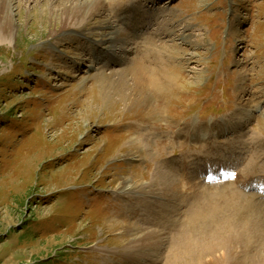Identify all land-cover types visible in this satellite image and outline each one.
I'll use <instances>...</instances> for the list:
<instances>
[{"label":"rangeland","instance_id":"rangeland-1","mask_svg":"<svg viewBox=\"0 0 264 264\" xmlns=\"http://www.w3.org/2000/svg\"><path fill=\"white\" fill-rule=\"evenodd\" d=\"M71 2L12 0L16 24L0 34V264H169L198 174L220 163L224 174L249 170L230 193L216 188L224 192L213 202L263 207L261 192L244 184L264 181V0H81L95 3L84 21L66 19ZM130 3L165 19L130 39L139 59L169 65L165 97L135 87L136 53L123 62L103 53L105 65L96 63L93 39L107 33L99 25ZM243 89L253 101L241 108ZM154 106L161 117L152 120ZM220 122L244 128L191 138L193 126ZM159 167L181 192L161 187ZM125 178L137 188L123 197ZM153 230L162 238L150 252Z\"/></svg>","mask_w":264,"mask_h":264},{"label":"bare ground","instance_id":"bare-ground-1","mask_svg":"<svg viewBox=\"0 0 264 264\" xmlns=\"http://www.w3.org/2000/svg\"><path fill=\"white\" fill-rule=\"evenodd\" d=\"M71 1H72L71 3L75 2L76 8L73 11L74 9L73 6L67 7V10L69 12L73 11L72 13L67 14L66 16L67 20L70 18L76 17L78 19L80 18L81 20L83 19L84 21L87 19V17H91L93 12H89V11L91 10V8L95 6V3L90 4V5H84L80 3L81 0H71ZM11 2L12 0H0V34L3 33L4 30L13 28L16 24L14 14H13L14 7ZM150 3L152 4L155 3V0H145L146 5H149ZM95 8H97V10H101L103 8L102 2L97 3ZM76 9H79V11H77ZM155 11H156L155 9H143V11H141L137 4L130 3L123 10L121 14L122 16L120 17L118 16L117 20L112 21V19H108L102 22L99 25V27L102 28L101 29L102 31L107 30V33L105 35V38L93 39L94 40L93 41L94 54H96L98 58V61H96V63L105 65V63H103L102 61V58L104 57L103 53L107 54L110 61L115 60L118 62H123L127 58L128 53L129 54L136 53L138 55V48L135 50V48L131 46V44L133 43L132 40L136 38L137 36H140L141 34H143V32H145L146 27L152 26V25H160L165 20L164 19V20L159 21L160 18L158 19L154 17L156 14ZM71 15H73V17H71ZM114 17H116V15ZM148 38L150 40V37ZM181 38L184 43L188 42V37L186 35H183ZM151 40H152V37H151ZM141 51L143 52L144 50H141ZM141 54L143 55V53ZM140 56L141 55L139 53L137 57L136 56L134 57L139 59L138 57ZM134 57H131L130 59L135 61ZM155 57L159 59V60L156 59L158 61V62L156 61V63L152 61L146 62L140 58L141 60H143L142 61L143 64H141L138 69L136 65V69L131 72L132 80L134 82L135 87L138 88L139 90L151 88L152 90H154V92H156V94H158L157 95L158 97L159 96L161 97L163 94L164 96L162 97H165L166 96L165 93L166 92L168 93V91L171 89V86L173 85V84H170V82L171 81L173 82L172 78H174V76H170L169 65L164 63V61L160 60L161 58L157 56ZM104 62H105V59H104ZM136 62L138 61H135V64ZM252 96L253 94L250 93L249 90L243 89L242 95H241L243 102L240 103L243 106L241 108L249 107L248 105L250 103L252 104L251 102L253 101ZM258 104H256L255 106L256 107L259 106ZM154 108L155 106L153 107L152 110L149 111L150 114L148 113L150 115L149 117L152 120L156 119L157 117H161L160 113L157 114L156 111L152 112ZM247 113H248V120L249 118L252 119L253 112L249 110V112ZM241 125L242 124H239V123H236V124L233 123L232 126L230 125L228 126L226 123L222 124L221 122L220 124L207 123V125L205 124V126L204 124L195 125V126L192 125L193 126L192 128L194 129L195 132L194 134L192 133L193 135L191 138L195 141H199V139H201L202 141H208V140L210 141V138H213L216 132L218 136H221V135L228 136L234 133L237 134L238 132L243 130L242 128H244V125L243 126ZM199 130H203L207 132V134H205V136H202L201 134H199ZM128 142L130 144H134L136 142V139L132 137L130 138V141ZM218 158H219L218 161H222V162L223 160L225 161V159H222L220 157ZM211 160L212 159L207 158V161H204V164H206V166L207 165L211 166L210 165ZM252 163H249V164L251 165ZM200 164L198 165L197 168L194 169L195 171L199 172L200 170L203 169L200 167L205 166V165H202V163ZM223 164L222 163L218 164L219 166L216 168L210 167V168H213V170H210L212 172L213 179L209 180L211 181L212 184L204 181L205 178H203L204 176L203 177L201 176L202 173L198 174V177H199L198 179L199 181L197 182L198 185L194 184L193 189L189 192V197H191V199H190V202L187 201L188 204L185 206L188 213H190V215L188 216V224H185V227L179 230L175 228L176 238H175V241L173 242L174 246L173 247L171 246V254H170L171 258L173 259L169 260L170 262L169 264H264V205L262 207L261 203L252 202L250 200H249L250 202L247 201L246 203L241 202L240 204H237L236 203L237 199L234 203L232 202V200H234L232 198H231L232 199L231 201L228 200L221 205L216 204V201L213 202L215 198H218L222 194L221 191L223 190H220V189L217 190L220 186L222 187L227 186L228 188H222V189H224L228 193L229 192L228 190H230V187H232V189L237 188L236 186L233 187V185L239 184L240 181H238V177L244 175V172L234 171L235 168L233 167L229 168L228 166V169H229L227 171V174L229 175L228 178H232V179L231 180L227 179L223 181L219 178L215 180L216 177H219V171H218L219 168L220 170L225 168ZM161 168L163 167L161 166ZM161 168H160V171H158V176H160L161 178L160 180V184L162 185L161 187L164 190H169V187H172V188H175L174 189L175 193L181 192L182 184L178 182L179 180L178 181L176 179L173 180V177L175 175L171 177L172 174H169L170 171L165 172ZM248 170L247 168L243 169V171H245L246 176H247ZM263 182H264L263 180L261 181H255V180L251 181L250 180V182L244 185L249 186V187H254V189H259V191H261V194L260 195L258 194V196L264 199ZM190 185H192V183ZM201 185H204V186L206 185L207 188H213V190L205 189ZM135 188H137V186H135V183H133L132 179L125 178L123 181L119 183L117 192L122 194L123 197H125L126 194L135 192L134 191ZM227 193H224V195ZM238 198H241V197H238ZM262 202L264 203V200H262ZM254 204L256 205L257 211L253 209V206H255ZM165 205L167 206V204ZM165 210H166V207H165ZM244 210H245V213H243ZM164 218L166 219V217ZM164 218L162 220H164ZM175 222L173 221L172 225H174ZM161 232L162 231H155V230L150 231V236H151L150 238H152V241L150 240L149 246H148L149 248L147 249V250H150V252H155L156 250L159 249L160 247L159 243L162 238ZM255 258H257V260H255Z\"/></svg>","mask_w":264,"mask_h":264}]
</instances>
